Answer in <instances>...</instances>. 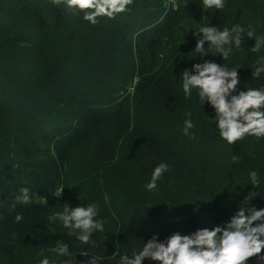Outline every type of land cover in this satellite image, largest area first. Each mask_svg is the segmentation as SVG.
<instances>
[{"label": "trees", "instance_id": "16d2710c", "mask_svg": "<svg viewBox=\"0 0 264 264\" xmlns=\"http://www.w3.org/2000/svg\"><path fill=\"white\" fill-rule=\"evenodd\" d=\"M174 4L133 0L92 25L66 0H0V264H40L45 256L51 264L93 257L119 264L153 235L163 241L203 222L222 224L250 191L258 196L251 204L264 208V138L228 144L215 110L196 90L186 98L182 87L185 69L211 59L239 68V90L264 88V74L252 77L264 45L251 53L255 37L247 38L249 25L264 38V0H224L220 10L203 8V0ZM235 24L244 28V43L227 60L193 52L201 26ZM188 112L195 127L185 135ZM161 162L168 169L148 191ZM61 186L62 196L52 195ZM22 187L30 189V204L15 201ZM64 203H95L106 221L88 244L74 235L72 256L52 251L67 229L53 219ZM194 206L209 219L198 222ZM18 213L23 219L15 222Z\"/></svg>", "mask_w": 264, "mask_h": 264}, {"label": "clouds", "instance_id": "9594fccd", "mask_svg": "<svg viewBox=\"0 0 264 264\" xmlns=\"http://www.w3.org/2000/svg\"><path fill=\"white\" fill-rule=\"evenodd\" d=\"M62 0H52L60 5ZM69 8L84 11V20L92 25L98 23V17L115 18L119 13L128 10L133 0H66ZM224 0H203V8L223 9ZM173 7H175L173 0ZM247 38L255 37V43L249 48L251 53H259L264 38L256 37L249 25ZM200 35L193 52L199 57L215 56L220 53L223 60H227L232 52V46L239 48L244 43V28L235 24L230 29L222 30L216 26L204 25L199 28ZM207 44V47H205ZM253 78H260L264 74V58L256 61L252 67ZM239 68H229L215 60H203L194 63L192 68L183 71V92L186 98L197 91L199 101L206 102L215 110V117L219 134L228 144H235L247 136H254L259 141L264 138V88H247L239 90ZM189 119L184 121V134L195 125L191 112L186 114ZM234 160L239 157L234 156ZM168 169L166 162H161L154 168L151 180L146 185L148 191L157 188V181ZM254 189L259 188L256 170L249 173ZM63 187H58L52 195L61 197ZM255 191H250L231 217L222 224L211 228H197L189 234L175 231L161 241L153 235L140 250L123 254L119 257V264H143L149 259L157 264H247L250 259H258L264 264V208H257L251 201L257 198ZM105 200H108L105 195ZM16 203L30 204L32 194L28 187H22L20 194L15 197ZM15 203L12 205L15 208ZM99 207L95 203L78 205L75 207L63 204V211L54 214L53 219L62 221L65 228L70 229L68 235H75L82 244H88L92 234L103 232L105 220L98 218ZM23 219L17 214L15 222ZM60 256H72L67 244L57 242L52 249ZM82 255H87L82 252ZM102 257H93L88 264H98ZM40 264H51L45 256Z\"/></svg>", "mask_w": 264, "mask_h": 264}, {"label": "rangeland", "instance_id": "374dc122", "mask_svg": "<svg viewBox=\"0 0 264 264\" xmlns=\"http://www.w3.org/2000/svg\"><path fill=\"white\" fill-rule=\"evenodd\" d=\"M169 1H171V0H169ZM192 210L194 213V217L196 218V220L198 222H203V220L207 221L209 219V215H208L206 210H203V209L198 208L196 206H194L192 208ZM203 224H204V226L207 227V225L204 222H203ZM69 231H70L69 229H66V232L64 234L63 233L60 234V237L63 238V243L67 244L68 247H70V244H71L72 239L74 237V235H68ZM62 259H65V257H63Z\"/></svg>", "mask_w": 264, "mask_h": 264}]
</instances>
